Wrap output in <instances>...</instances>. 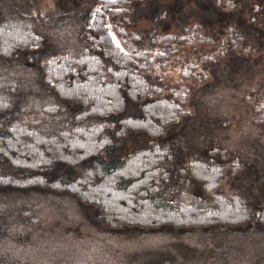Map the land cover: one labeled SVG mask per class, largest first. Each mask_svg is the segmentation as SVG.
<instances>
[{"label":"trees","instance_id":"obj_1","mask_svg":"<svg viewBox=\"0 0 264 264\" xmlns=\"http://www.w3.org/2000/svg\"><path fill=\"white\" fill-rule=\"evenodd\" d=\"M49 5L0 0V264H264V0Z\"/></svg>","mask_w":264,"mask_h":264},{"label":"rangeland","instance_id":"obj_2","mask_svg":"<svg viewBox=\"0 0 264 264\" xmlns=\"http://www.w3.org/2000/svg\"><path fill=\"white\" fill-rule=\"evenodd\" d=\"M69 1L70 0H55V4H57V6H59V7H66L69 5ZM16 2L23 9L29 10V9L33 8L34 6H38L39 7L38 9H41L42 7L45 8L47 6V4H49V3H50L49 6H52L54 0H16ZM47 10H49V9H47ZM36 250L38 251V255H39L40 250H38V248ZM41 264H43V263H41Z\"/></svg>","mask_w":264,"mask_h":264}]
</instances>
